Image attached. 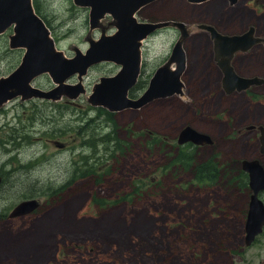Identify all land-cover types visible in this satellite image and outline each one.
I'll use <instances>...</instances> for the list:
<instances>
[{
  "label": "rangeland",
  "instance_id": "rangeland-1",
  "mask_svg": "<svg viewBox=\"0 0 264 264\" xmlns=\"http://www.w3.org/2000/svg\"><path fill=\"white\" fill-rule=\"evenodd\" d=\"M33 2L67 57L117 30L110 14L92 28L90 9L74 0ZM136 15L163 25L144 39L141 75L130 97L144 94L183 40L184 93L121 112L94 105L96 84L121 69L107 61L90 68L83 85L79 75L65 81L83 86L77 97L20 96L2 104L0 264H264V232L250 246L245 242L251 190L235 180L243 160L264 165L258 132L248 129L264 125V86L226 95L211 34L202 28L241 34L254 26L262 35L264 0H158ZM13 33L0 35V77L25 53L11 48ZM235 66L244 76L264 77V48L241 54ZM32 85L51 91L58 84L43 74ZM186 126L213 136L215 146H179ZM156 137L167 145L154 146ZM180 148L196 163L215 158L233 170L228 179L199 182L175 162ZM260 197L264 201V192ZM33 198L41 202L36 212L10 217L17 204Z\"/></svg>",
  "mask_w": 264,
  "mask_h": 264
},
{
  "label": "water",
  "instance_id": "water-1",
  "mask_svg": "<svg viewBox=\"0 0 264 264\" xmlns=\"http://www.w3.org/2000/svg\"><path fill=\"white\" fill-rule=\"evenodd\" d=\"M156 0H75L77 5L90 8L89 16L92 28L100 25L107 14L112 15L117 31L114 34H102L98 40H92L85 53L78 50L72 58L64 56L56 49L54 39L44 19L36 12L33 0H0V35L13 27L10 37L11 48H26L21 64L7 77L0 78V105L17 96H32L57 99L67 92L77 97L84 92L83 86H71L65 80L72 75H85L89 68L101 62L112 61L121 66L113 76L102 77L91 95V102L111 111L119 112L128 108H140L159 98L183 94L182 75L186 69V55L181 41L174 48L172 59L159 67L152 77L145 93L133 99L129 90L133 88L141 73L142 54L141 40L163 24L139 22L135 14L144 6ZM203 2L207 0H190ZM238 0H232L235 3ZM167 24V23H164ZM183 30V37L188 33L183 23H177ZM211 33L214 41L215 60L223 73V87L227 93L244 91L252 86L264 83L262 77L239 75L232 64L237 52H248L256 45L263 43L264 37L257 36L256 28L250 27L244 34H222L215 26H202ZM176 62V69L172 64ZM49 72L59 87L44 92L34 88L31 82L43 73ZM250 129L255 126H250ZM260 129L262 141L261 153L264 154V126ZM192 142L195 145H209L211 136L192 126L184 127L178 137L179 145ZM60 147L63 143L56 141ZM243 170L249 174V186L253 192L245 224V242L253 244L264 231V201L260 194L264 191V166L258 159L242 161ZM2 176L0 175V186ZM37 200H25L11 212L10 217L30 214L39 208Z\"/></svg>",
  "mask_w": 264,
  "mask_h": 264
},
{
  "label": "trees",
  "instance_id": "trees-1",
  "mask_svg": "<svg viewBox=\"0 0 264 264\" xmlns=\"http://www.w3.org/2000/svg\"><path fill=\"white\" fill-rule=\"evenodd\" d=\"M37 11L40 13L39 7H37ZM109 137H110V135H106L107 139H109ZM117 141H118L117 145L121 144V147L123 148L121 150H123V152H126L124 150L125 146H122L123 141H121L119 139H117ZM153 145L154 146H157V145L165 146L167 144L164 143L159 137H156L153 140ZM177 156H178V158L175 159V162H177L178 164H182L183 167L186 169L192 170V172H193L192 174L194 175V177L199 182L208 181L210 184H213V183H216L217 181H221L220 180L221 177L223 179H226V178L228 179V174L233 170V168L229 165H227V167L221 165V167L222 168L225 167V169H224V171H222L218 174V168L216 167L217 164H216L215 159H210V160L205 161L203 163H196L195 157L193 155L186 154V153H183L182 151H179ZM198 170H203V173L197 174ZM96 177H99V176H96ZM235 180L239 181V186L245 187L246 189L248 188V174L246 172H244L243 170H239V176ZM233 182H234V180L230 181V183H233ZM69 185H70V183L60 187L58 190H54L51 195L56 196L59 193V191L63 190L66 186H69ZM135 192H136V190H135Z\"/></svg>",
  "mask_w": 264,
  "mask_h": 264
},
{
  "label": "flooded vegetation",
  "instance_id": "flooded-vegetation-1",
  "mask_svg": "<svg viewBox=\"0 0 264 264\" xmlns=\"http://www.w3.org/2000/svg\"><path fill=\"white\" fill-rule=\"evenodd\" d=\"M239 2V0L235 3V4H237ZM227 35H236V34H227ZM259 36H264V34H262V35H259ZM182 42H184V41H182ZM256 47H262V48H264V44H262V43H260V44H258V45H256L255 47H253L252 49H251V51L250 52H238V53H236L235 54V57H234V59H233V65H234V67H235V69H236V66H235V63H236V58L238 57V56H240L241 54H245V55H247V54H250L251 52H253L254 51V49L256 48ZM13 50H16V49H13ZM14 71V70H13ZM12 71V72H13ZM236 71L238 72V70L236 69ZM11 72V73H12ZM10 74V73H9ZM238 74H240V75H243V74H241L240 72H238ZM221 76L223 77V74H222V72H221ZM3 77V76H2ZM255 88H257V87H255ZM250 90H252V89H250ZM242 93H245V92H238V91H236V92H234V93H232V94H228V93H226L225 92V94L226 95H228V96H231V95H233V94H242ZM173 97V96H172ZM148 105H150V104H148ZM148 105H146V106H148ZM115 114V113H114ZM256 132H258V130H256ZM259 132H258V136H259ZM211 136V135H210ZM211 139H212V143H210V145H211V147H214L215 146V144H216V141H215V139H214V137L213 136H211ZM179 151H181V148L179 149ZM216 164H217V168H218V174L220 173V172H222V171H224V169H225V167H221V165H225V162H222V161H219V160H216ZM203 173V170H198L197 171V174H202ZM0 175H1V173H0ZM2 176V175H1ZM208 179V178H207ZM2 180H3V182H4V177L2 176ZM209 180V179H208ZM1 187V186H0ZM27 216H29V215H27ZM27 216H24V217H18V218H26ZM15 220H17V219H15Z\"/></svg>",
  "mask_w": 264,
  "mask_h": 264
},
{
  "label": "bare ground",
  "instance_id": "bare-ground-1",
  "mask_svg": "<svg viewBox=\"0 0 264 264\" xmlns=\"http://www.w3.org/2000/svg\"><path fill=\"white\" fill-rule=\"evenodd\" d=\"M136 17H137V15H136ZM147 38H145V40H146ZM145 40L143 39V40H141V47H142V51H143V46H144V43H145ZM172 69H176V64H174V66L172 67ZM82 77L80 78V80H81V84L83 85V82H82ZM137 85V84H136ZM9 101V100H8ZM7 102V101H6ZM6 102H4V103H6ZM252 194H253V192H251V194H250V200H251V196H252ZM249 204H250V202H249Z\"/></svg>",
  "mask_w": 264,
  "mask_h": 264
}]
</instances>
